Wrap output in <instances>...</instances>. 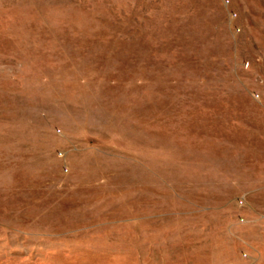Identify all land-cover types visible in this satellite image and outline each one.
<instances>
[{"label":"rangeland","instance_id":"1","mask_svg":"<svg viewBox=\"0 0 264 264\" xmlns=\"http://www.w3.org/2000/svg\"><path fill=\"white\" fill-rule=\"evenodd\" d=\"M224 1L0 0V264H264V0Z\"/></svg>","mask_w":264,"mask_h":264},{"label":"built area","instance_id":"2","mask_svg":"<svg viewBox=\"0 0 264 264\" xmlns=\"http://www.w3.org/2000/svg\"><path fill=\"white\" fill-rule=\"evenodd\" d=\"M224 2H226V3H227V0H226V1H224ZM234 16H235V15L233 14V15H232V18H233ZM238 31H239V30H238V29H236V32H238ZM239 204H242V202L240 201V202H239Z\"/></svg>","mask_w":264,"mask_h":264}]
</instances>
